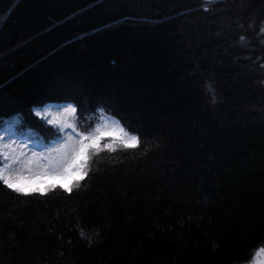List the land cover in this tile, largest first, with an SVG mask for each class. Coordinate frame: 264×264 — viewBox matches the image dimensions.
<instances>
[{
  "label": "trees",
  "instance_id": "trees-1",
  "mask_svg": "<svg viewBox=\"0 0 264 264\" xmlns=\"http://www.w3.org/2000/svg\"><path fill=\"white\" fill-rule=\"evenodd\" d=\"M262 25L264 0H0V120L28 136L0 125V167L57 147L71 130L47 121L69 103L77 132L117 119L141 138L93 155L71 194L0 184V264L248 262L264 244Z\"/></svg>",
  "mask_w": 264,
  "mask_h": 264
},
{
  "label": "snow or ice",
  "instance_id": "snow-or-ice-1",
  "mask_svg": "<svg viewBox=\"0 0 264 264\" xmlns=\"http://www.w3.org/2000/svg\"><path fill=\"white\" fill-rule=\"evenodd\" d=\"M260 31L264 33V25ZM76 111L77 108L69 103L61 113L49 119L47 123L59 125L61 132L65 129L71 131L57 147L46 152L33 153L31 156L20 152L11 156L9 163L0 167V184L23 197L47 195L57 188L71 194L73 188L79 187L89 175L93 155L102 149L111 153L117 149L140 147V136L125 130L117 119H113L111 124L107 121L99 123L90 132H77L75 125L69 122ZM36 115L40 113L37 111ZM256 255L264 257V247H260ZM257 264H264V259H260Z\"/></svg>",
  "mask_w": 264,
  "mask_h": 264
},
{
  "label": "rangeland",
  "instance_id": "rangeland-1",
  "mask_svg": "<svg viewBox=\"0 0 264 264\" xmlns=\"http://www.w3.org/2000/svg\"><path fill=\"white\" fill-rule=\"evenodd\" d=\"M17 121H19V119H17V118H15V119H13L12 121H10V120H8V121H4V120H0V125H12L11 126V128H13L14 130H15V132H17V134H20V135H22V136H27V135H25V134H23V133H27V131L25 130V129H23L22 128V125L20 124V123H17ZM6 122V123H5ZM78 127H80L79 125H78ZM28 137V136H27ZM29 139V138H28ZM30 140V139H29ZM261 247H264V244L261 246ZM260 248V247H259ZM258 248V249H259ZM257 249V250H258ZM257 250L253 253V255H252V257H251V259L248 261V262H246V263H244V264H257V262L260 260V259H264V257H258L257 255H256V252H257Z\"/></svg>",
  "mask_w": 264,
  "mask_h": 264
}]
</instances>
